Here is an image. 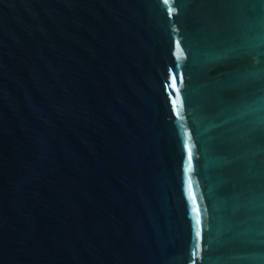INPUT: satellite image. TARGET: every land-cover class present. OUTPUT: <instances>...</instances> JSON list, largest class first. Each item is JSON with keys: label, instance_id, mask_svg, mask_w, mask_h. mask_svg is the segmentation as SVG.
Listing matches in <instances>:
<instances>
[{"label": "water", "instance_id": "water-1", "mask_svg": "<svg viewBox=\"0 0 264 264\" xmlns=\"http://www.w3.org/2000/svg\"><path fill=\"white\" fill-rule=\"evenodd\" d=\"M0 264H264V0H0Z\"/></svg>", "mask_w": 264, "mask_h": 264}, {"label": "snow or ice", "instance_id": "snow-or-ice-1", "mask_svg": "<svg viewBox=\"0 0 264 264\" xmlns=\"http://www.w3.org/2000/svg\"><path fill=\"white\" fill-rule=\"evenodd\" d=\"M164 3L167 4L168 3V0H164ZM169 12H171V9H169ZM190 159H191V156H190ZM197 225L199 226L200 225V220L197 219ZM197 237L200 238L201 237V231L198 227V230H197Z\"/></svg>", "mask_w": 264, "mask_h": 264}]
</instances>
